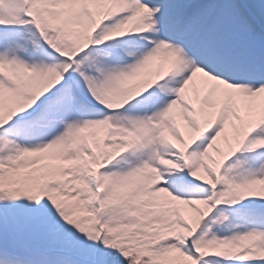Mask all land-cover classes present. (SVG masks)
Here are the masks:
<instances>
[{
  "label": "snow or ice",
  "instance_id": "obj_1",
  "mask_svg": "<svg viewBox=\"0 0 264 264\" xmlns=\"http://www.w3.org/2000/svg\"><path fill=\"white\" fill-rule=\"evenodd\" d=\"M0 264H264V0H0Z\"/></svg>",
  "mask_w": 264,
  "mask_h": 264
}]
</instances>
